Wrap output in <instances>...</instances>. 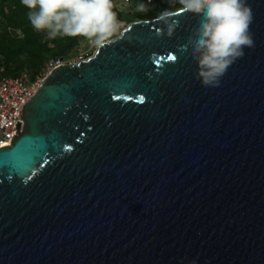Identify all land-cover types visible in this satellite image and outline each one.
Wrapping results in <instances>:
<instances>
[{
    "label": "water",
    "instance_id": "1",
    "mask_svg": "<svg viewBox=\"0 0 264 264\" xmlns=\"http://www.w3.org/2000/svg\"><path fill=\"white\" fill-rule=\"evenodd\" d=\"M204 87L173 11L57 66L0 148V264H264V0ZM169 56L173 59H169Z\"/></svg>",
    "mask_w": 264,
    "mask_h": 264
},
{
    "label": "clouds",
    "instance_id": "2",
    "mask_svg": "<svg viewBox=\"0 0 264 264\" xmlns=\"http://www.w3.org/2000/svg\"><path fill=\"white\" fill-rule=\"evenodd\" d=\"M179 11L195 14L198 25L184 49H191L197 65L196 78L204 87H218L233 63L254 47L250 25L253 12L247 0H176ZM29 10L28 19L48 39L83 36L97 48L112 43L120 22L112 11V0H21ZM137 10L146 12L143 3ZM172 13L162 16L161 33L171 37L176 27Z\"/></svg>",
    "mask_w": 264,
    "mask_h": 264
},
{
    "label": "trees",
    "instance_id": "3",
    "mask_svg": "<svg viewBox=\"0 0 264 264\" xmlns=\"http://www.w3.org/2000/svg\"><path fill=\"white\" fill-rule=\"evenodd\" d=\"M142 2L141 0H136ZM179 4H156L146 12L132 15H117L118 21L132 23L149 20L172 12ZM28 9L21 0H0V59L3 77L21 78L26 75L30 82L42 69L45 62L54 58L64 59L78 45L83 36H57L48 39L46 33L33 29L28 19Z\"/></svg>",
    "mask_w": 264,
    "mask_h": 264
},
{
    "label": "built area",
    "instance_id": "4",
    "mask_svg": "<svg viewBox=\"0 0 264 264\" xmlns=\"http://www.w3.org/2000/svg\"><path fill=\"white\" fill-rule=\"evenodd\" d=\"M112 0L113 8L116 16L132 15L143 13L137 10V6L141 3L148 8L154 7L156 4L175 3L176 0ZM178 4V3H177ZM180 8L175 9L179 10ZM173 12V11H172ZM88 59V58H87ZM86 60V59H84ZM79 59L78 61H84ZM76 61V62H78ZM74 62V63H76ZM72 64L62 58L50 59L43 65L39 73L30 82H25L22 78H6L3 77V65L0 59V148L7 146L15 135L16 122H21V112L23 105L28 101L36 90L40 87L47 75L57 66Z\"/></svg>",
    "mask_w": 264,
    "mask_h": 264
},
{
    "label": "rangeland",
    "instance_id": "5",
    "mask_svg": "<svg viewBox=\"0 0 264 264\" xmlns=\"http://www.w3.org/2000/svg\"><path fill=\"white\" fill-rule=\"evenodd\" d=\"M174 5H177V2L173 3ZM181 6L179 5L178 8ZM177 9V8H176ZM175 10V9H174ZM120 22V29L117 31V33L111 38H115L120 35L121 31L127 27L129 24L127 21H119ZM97 49L96 46H94L88 39L81 40L78 45L71 51L69 55H67L64 60L68 61L70 63H74L78 61L79 59L84 60L87 58H90L95 50ZM21 78L26 82L27 76L23 75Z\"/></svg>",
    "mask_w": 264,
    "mask_h": 264
},
{
    "label": "snow or ice",
    "instance_id": "6",
    "mask_svg": "<svg viewBox=\"0 0 264 264\" xmlns=\"http://www.w3.org/2000/svg\"><path fill=\"white\" fill-rule=\"evenodd\" d=\"M169 59H173V57L169 56Z\"/></svg>",
    "mask_w": 264,
    "mask_h": 264
}]
</instances>
